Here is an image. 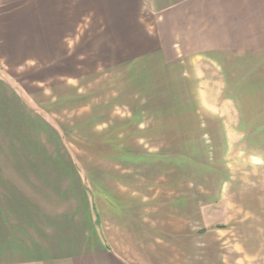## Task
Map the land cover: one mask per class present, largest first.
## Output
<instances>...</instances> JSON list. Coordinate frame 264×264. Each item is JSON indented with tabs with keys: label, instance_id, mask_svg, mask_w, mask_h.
Wrapping results in <instances>:
<instances>
[{
	"label": "rangeland",
	"instance_id": "1",
	"mask_svg": "<svg viewBox=\"0 0 264 264\" xmlns=\"http://www.w3.org/2000/svg\"><path fill=\"white\" fill-rule=\"evenodd\" d=\"M143 24L126 34L123 65L89 57L81 33L74 65L1 75L59 129L86 182L167 231L168 264H264V63L182 43L164 60L145 41L156 18Z\"/></svg>",
	"mask_w": 264,
	"mask_h": 264
},
{
	"label": "crops",
	"instance_id": "2",
	"mask_svg": "<svg viewBox=\"0 0 264 264\" xmlns=\"http://www.w3.org/2000/svg\"><path fill=\"white\" fill-rule=\"evenodd\" d=\"M148 15L157 30L146 46L164 60L182 43L215 62L264 63V0H0V68L74 65L81 33L89 57L123 65L126 34L143 33ZM61 140L0 70V264H168L167 231L137 202L96 191Z\"/></svg>",
	"mask_w": 264,
	"mask_h": 264
}]
</instances>
